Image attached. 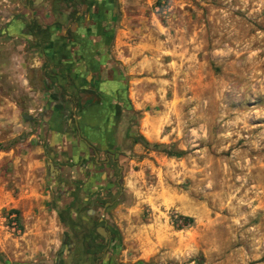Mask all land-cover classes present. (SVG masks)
<instances>
[{"label": "rangeland", "instance_id": "rangeland-1", "mask_svg": "<svg viewBox=\"0 0 264 264\" xmlns=\"http://www.w3.org/2000/svg\"><path fill=\"white\" fill-rule=\"evenodd\" d=\"M95 3L85 59L49 58L42 76L17 35L33 28L24 4L0 0V264H81L103 211L115 238L102 264H264V0ZM72 61L78 80L59 71ZM77 133L97 155L86 165L108 159L97 169L113 174L93 208Z\"/></svg>", "mask_w": 264, "mask_h": 264}, {"label": "flooded vegetation", "instance_id": "flooded-vegetation-1", "mask_svg": "<svg viewBox=\"0 0 264 264\" xmlns=\"http://www.w3.org/2000/svg\"><path fill=\"white\" fill-rule=\"evenodd\" d=\"M20 3L24 4L25 10L28 12V23L33 25L31 31L35 30V33L38 29L43 31L50 30L49 28H57V34L60 39L66 41L65 45H70L69 42H72V37L77 32L83 33L87 28H91L96 22L95 15L97 13V6L95 0H19ZM31 11V13H30ZM41 11L48 16L50 22L48 25L43 26L42 28L39 24L41 22ZM28 25V24H27ZM91 30V29H90ZM73 41L72 44H74ZM73 130V129H72ZM76 138L79 142H82L86 145V151H81L79 146L74 144L72 148L78 149L77 155L81 157V163L84 165L83 174H87L86 178L81 179V191H82V203H88L89 208L97 206L99 203V196H107L114 191V179L113 174L110 171L98 170L97 168L100 165H106L108 159L99 162L97 159H93L88 162V159L97 156L94 152L92 146L85 142L76 135ZM49 159L53 161L54 155L52 152L49 154ZM113 161V160H112ZM51 178L55 179L57 177H62L63 180L69 179V174L63 173L60 167L55 166L54 173L50 174ZM85 181V183H84ZM59 186V184H58ZM110 204V202L108 203ZM88 210L85 211L86 216ZM95 211L91 213L88 217L94 219ZM96 226L93 230L96 234L99 242L90 240L89 237H84L83 240L90 249V251L81 254V264H102L104 256L107 253L108 248L113 244L114 241V232L110 224L105 220L104 211L102 214H99L96 218ZM102 228L104 237L100 236L96 230L97 228ZM93 241V244H91ZM101 246V249L99 248ZM71 255L74 256L75 248L74 246L69 247ZM99 249V250H98ZM76 254V253H75ZM78 255V253L76 254ZM70 264H75L76 260L70 259Z\"/></svg>", "mask_w": 264, "mask_h": 264}, {"label": "crops", "instance_id": "crops-1", "mask_svg": "<svg viewBox=\"0 0 264 264\" xmlns=\"http://www.w3.org/2000/svg\"><path fill=\"white\" fill-rule=\"evenodd\" d=\"M40 16H41V20H40L41 22L39 23L48 25L50 22V19L48 18V16L45 15L42 11H41ZM49 33L50 31L47 30V31H41L40 33L37 34L35 33V30L31 31L29 30V28L26 27L17 34L18 36L23 37V42L28 41V40L31 41L30 42L31 44L28 46L27 51L29 52V54L31 55L33 54V56L37 55L40 61L39 64L37 65L36 59H33L32 64H29L28 68L38 67L41 69L42 76H44V72L49 68L47 64L49 58H52V59L59 58L65 53H72V55L75 54L76 59L79 56L82 57V59H85L83 58V53H85L86 50H88L89 48L85 45L84 41L80 39V36L82 37V33L80 31L73 35V37H76V38H75V43L72 45L71 44L65 45L60 41L58 42L54 41L55 44H53V40L50 38ZM23 54H25L24 51H21L20 53H18V58L21 57V55ZM15 56H17V54H15ZM13 59L14 61L17 60V58L16 59L13 58ZM72 63L74 64V66H71V67H68L67 65L64 66L63 64V66L59 67V71L66 70L68 71V74H69L68 77H70L71 79L78 80L79 77L77 76L76 72L78 71V68L82 69V66L80 65H79L80 67L76 66L78 65V61H72ZM47 83H48V79L46 78L45 84ZM47 107H48V110L50 111L51 119L59 118L61 120V118H64L66 115V112L61 109L62 107H61L60 101L55 102L50 99ZM50 114H48L49 117H50ZM45 125H46V128L50 132L49 139L51 141L50 142L51 147L53 148L55 144H60L62 142V140L60 141V138L57 139L55 136V134L61 133V128L57 129V127L59 128L61 126L58 123L53 124L51 120L45 123Z\"/></svg>", "mask_w": 264, "mask_h": 264}, {"label": "trees", "instance_id": "trees-1", "mask_svg": "<svg viewBox=\"0 0 264 264\" xmlns=\"http://www.w3.org/2000/svg\"><path fill=\"white\" fill-rule=\"evenodd\" d=\"M143 143V146L145 147H148L149 144L145 141L142 142ZM150 147L156 149L158 148L159 146L156 145V144H151ZM160 152L164 153L165 155L167 156H171V155H179L178 153L174 152V153H171V152H168L166 150H159ZM9 213L11 215H14L15 211L14 210H10ZM60 218V217H59ZM12 220L11 221H16V218L15 216H13V218H11ZM63 221V219H61ZM177 221H179L181 223V225H186V224H190L192 222V219L189 218V217H185V216H177ZM82 236L80 237V241L83 240L84 237H89V231H85L81 234ZM86 244V243H85ZM99 248L101 249V246H99Z\"/></svg>", "mask_w": 264, "mask_h": 264}, {"label": "water", "instance_id": "water-1", "mask_svg": "<svg viewBox=\"0 0 264 264\" xmlns=\"http://www.w3.org/2000/svg\"><path fill=\"white\" fill-rule=\"evenodd\" d=\"M30 12H31V11H30ZM46 165H47L49 168H53V167H52V164H51L49 161L46 162ZM96 232H97L100 236H102V237L105 236L104 233H103V229L100 228V227L97 228Z\"/></svg>", "mask_w": 264, "mask_h": 264}]
</instances>
